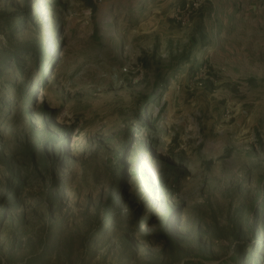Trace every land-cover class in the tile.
Returning <instances> with one entry per match:
<instances>
[{
	"label": "rangeland",
	"instance_id": "rangeland-1",
	"mask_svg": "<svg viewBox=\"0 0 264 264\" xmlns=\"http://www.w3.org/2000/svg\"><path fill=\"white\" fill-rule=\"evenodd\" d=\"M0 264H264V0H0Z\"/></svg>",
	"mask_w": 264,
	"mask_h": 264
},
{
	"label": "trees",
	"instance_id": "trees-1",
	"mask_svg": "<svg viewBox=\"0 0 264 264\" xmlns=\"http://www.w3.org/2000/svg\"><path fill=\"white\" fill-rule=\"evenodd\" d=\"M31 51V50H30ZM41 54V53H40ZM40 54L38 53L37 55H36V59H39L38 60V62H39V64L41 63V59H42V57H40ZM15 57V56H14ZM15 60V62H14V65L16 66V67H18V68H21L22 67V61L18 58V59H14ZM238 260H239V258H237V257H235L234 258V261L235 262H238Z\"/></svg>",
	"mask_w": 264,
	"mask_h": 264
}]
</instances>
